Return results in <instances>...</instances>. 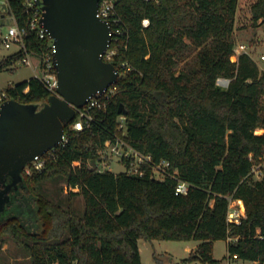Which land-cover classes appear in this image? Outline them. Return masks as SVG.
<instances>
[{
	"label": "trees",
	"instance_id": "trees-1",
	"mask_svg": "<svg viewBox=\"0 0 264 264\" xmlns=\"http://www.w3.org/2000/svg\"><path fill=\"white\" fill-rule=\"evenodd\" d=\"M22 1L8 0L19 26L29 20ZM238 4L114 0L125 29L112 62L119 70L115 92L91 112L88 128L64 127L67 144L44 155L41 172H22L24 197L14 202H32L40 229L30 232L21 217H9L0 223V248L7 236L31 264H142L139 240L196 241L183 262L224 264L212 255L222 240L227 256L264 264V167L259 179L252 173L264 157V134L254 133L264 129V77L248 55L230 60ZM249 12L253 26L264 24V0H254ZM25 42L35 55L47 44L33 34ZM20 58L18 52L2 60L0 70ZM121 64L130 70L123 73ZM220 78L229 80L227 88L217 85ZM1 93L39 108L51 96L35 78ZM118 140L150 158L139 167L142 175L127 174L129 159L121 160L125 172L98 171L105 143ZM161 162L168 167L157 179L153 168ZM49 180L82 197V215L48 197ZM178 181L189 185L186 195L175 194ZM229 199L243 202L238 224L227 221Z\"/></svg>",
	"mask_w": 264,
	"mask_h": 264
},
{
	"label": "water",
	"instance_id": "water-1",
	"mask_svg": "<svg viewBox=\"0 0 264 264\" xmlns=\"http://www.w3.org/2000/svg\"><path fill=\"white\" fill-rule=\"evenodd\" d=\"M99 1L40 0L41 22L55 46L57 95L41 108L13 100L0 106V214L10 201L8 194L22 183L27 164L61 142L75 109L118 79L117 69L99 58L110 43L111 31L96 17ZM122 109L120 105L119 114Z\"/></svg>",
	"mask_w": 264,
	"mask_h": 264
},
{
	"label": "built area",
	"instance_id": "built-area-1",
	"mask_svg": "<svg viewBox=\"0 0 264 264\" xmlns=\"http://www.w3.org/2000/svg\"><path fill=\"white\" fill-rule=\"evenodd\" d=\"M22 3L26 13L29 15V20L24 26H19L14 15L10 12L8 0H0V46L6 50L15 48L11 56L19 52L21 54L19 62L33 71V78L37 79L50 92L51 96L57 95L56 89L58 87V79L53 64L55 46L53 40L49 37L48 32L44 29L43 23L41 22L43 10L40 0H23ZM96 17L100 21L107 23L111 30L110 43L99 58L105 63L112 64L114 58L118 54L120 37L125 35L124 26L121 20L116 16L114 0H100L98 3ZM147 25L148 21L144 20L143 26L146 27ZM32 34L40 40H47V44L44 49L36 55L32 52H28L25 42L26 38ZM241 54L248 55L257 65L260 75L264 77V35L257 37L254 42L250 43V47L245 46L244 44L235 45L233 55L230 60L232 62H236ZM252 55L256 56V60L252 58ZM114 68L117 69L116 67ZM120 69L123 73H127L130 70L125 64H121ZM117 71L119 76V70L117 69ZM228 84L229 80L227 79L220 78L217 80V85L221 88H227ZM114 92L115 87L112 85L102 94L97 93L94 97L89 98L87 103L82 108L75 109V116L68 124L70 126V130L82 131L88 128L93 120L91 112L94 110L104 109L106 106L105 101L110 95H113ZM4 101H6L5 95L1 93L0 106ZM261 109L262 113H264V90H262L261 94ZM122 127L123 125H120V128ZM254 133L256 135L264 134V129H257ZM68 135V131H65L64 128L62 140L57 147H64L67 144ZM54 149L50 151H53ZM106 152H108L109 155H114L120 160L129 159L131 161L130 168L126 169V172L129 175H142V172L139 171V167L144 163L150 162L149 157L142 156L129 146H126L121 140H118L115 144L106 142L104 149L100 152V161L97 164L99 172L110 171L111 169L105 162ZM44 155L35 157L32 162L27 164L24 172L27 175H31L32 172H41L45 164V159L43 158ZM249 159L252 160V156H249ZM167 167L168 163L161 162L153 168V173H159L163 177V171ZM262 167H264V157L259 159V164L253 165L252 173L254 176L258 175L257 177H260V170ZM188 187L189 185L186 182L178 181L175 187V194L186 195ZM244 212L245 209L241 200L232 201L229 199L227 211V221L229 223L238 224L244 216ZM233 260H236L235 255L232 257L227 256L226 264H230Z\"/></svg>",
	"mask_w": 264,
	"mask_h": 264
},
{
	"label": "rangeland",
	"instance_id": "rangeland-1",
	"mask_svg": "<svg viewBox=\"0 0 264 264\" xmlns=\"http://www.w3.org/2000/svg\"><path fill=\"white\" fill-rule=\"evenodd\" d=\"M254 0H239L238 10L235 15V29H234V42L235 45L244 44L250 47V43L254 42L257 37L264 35V24L259 21L255 26L251 24V15L249 7ZM15 48L6 50L0 46V62L14 52ZM256 60V56L252 55ZM33 71L26 66H23L19 61L0 70V91L4 90L9 85L27 81L33 78ZM124 119L119 118V125L124 126ZM105 162L111 168L110 171L114 174L125 172V167L122 165L121 160L114 155H109L106 152ZM108 170V169H106ZM157 179L163 177L159 173H154ZM255 175V179H259ZM43 190L49 198L58 200L62 205L70 202L71 207L78 212L79 215L83 214L84 205L81 196L70 197V189L65 187L61 180H49L43 184ZM77 189L72 190L76 192ZM24 191L21 189L20 193ZM22 197L23 194H22ZM24 201V200H23ZM19 201L11 208L5 215L0 218V223L9 217H21L24 226L30 232H38L39 225L36 222L35 211L32 202ZM5 243L0 248V264H31L29 258L25 253L18 249L14 243L7 236L1 237ZM139 253L142 264H191L190 262H183L191 253L196 249L198 242L196 241H160L155 240L145 242L139 240L138 243ZM213 258L227 263V244L225 241H217L213 246ZM230 264H251L250 262H243L241 260H233Z\"/></svg>",
	"mask_w": 264,
	"mask_h": 264
},
{
	"label": "flooded vegetation",
	"instance_id": "flooded-vegetation-1",
	"mask_svg": "<svg viewBox=\"0 0 264 264\" xmlns=\"http://www.w3.org/2000/svg\"><path fill=\"white\" fill-rule=\"evenodd\" d=\"M22 179H23V177H22ZM9 183H10V179L8 178L7 184H9ZM21 184L18 185L17 190H15V191L14 190H11V192L8 194V196L10 198V201H9L8 205H6V208H5L4 212L0 214V218L3 215H5L11 208L14 207V205H15V202L14 201L15 200H19L22 197V194L20 193V191H21V189H20Z\"/></svg>",
	"mask_w": 264,
	"mask_h": 264
},
{
	"label": "crops",
	"instance_id": "crops-1",
	"mask_svg": "<svg viewBox=\"0 0 264 264\" xmlns=\"http://www.w3.org/2000/svg\"><path fill=\"white\" fill-rule=\"evenodd\" d=\"M9 56H11V54H10ZM227 242H228V241H227ZM227 242H225V243L227 244ZM251 264H255V263H251Z\"/></svg>",
	"mask_w": 264,
	"mask_h": 264
}]
</instances>
